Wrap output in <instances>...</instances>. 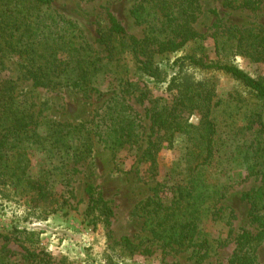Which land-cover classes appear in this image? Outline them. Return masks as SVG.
Instances as JSON below:
<instances>
[{"label":"trees","instance_id":"trees-1","mask_svg":"<svg viewBox=\"0 0 264 264\" xmlns=\"http://www.w3.org/2000/svg\"><path fill=\"white\" fill-rule=\"evenodd\" d=\"M52 2L0 0V72L7 69V59L13 57L18 69L14 82L5 80L0 83V144L7 145L0 147V186L11 189L13 196L26 195L30 211L39 207L52 212L62 210L67 204L65 193L54 190L48 168H43L39 175L31 174L32 157L37 152H44L49 159L59 158L76 165L92 154L93 140L81 124L48 120L44 123L43 137L37 140L34 135L28 136L32 133L35 116L33 102L27 96L29 94L20 89V80L29 81L35 89L55 90L65 86L78 91L98 92L108 74L117 73L118 61L129 57L135 72L159 82L166 74L156 58L182 52L170 64L174 75L166 79L167 90L174 94L172 105L168 109L154 110L150 117L151 126L160 137L148 141L140 163L148 164L152 172L156 154L163 148L171 149L176 135H184L186 143L172 164L168 180L157 183L153 195L142 201L138 210L145 219L144 225L152 241L161 244L163 257L169 253L165 249L175 245L196 248V254H201L200 259L210 257L214 252L213 241L206 237L199 239L200 225L210 217L223 219L231 226L232 211L225 215L229 209L221 205L229 189L224 182L226 171L222 161H227L226 168L235 162L247 171V177L258 179L259 186L241 195V200L249 206L248 217L256 229L239 231L230 262L259 264L257 253L264 243V142L258 140V134L264 135V124L257 121L259 131L247 138L251 126L236 127L235 123L218 119L217 115L224 110L221 100L214 99L213 84L208 79L197 80L193 73L206 71L227 75L261 104H264V81L250 77L234 65L205 60L201 46L205 38L194 27L201 14L200 0H137L130 13L137 25L147 28L142 39L128 36L122 24L107 13L108 26L100 29L97 39L104 46L105 59L97 57L84 31L76 23L52 9ZM263 4L264 0L223 2L228 9L251 11L258 10ZM226 34L224 41L215 39L216 52L229 51L234 56L264 66V27H233ZM189 45L196 50L201 46L202 53H184L182 50ZM120 94L115 89L111 92L97 123H92L113 154L117 149L138 146L142 141L138 115ZM194 113L200 117L197 125L189 122ZM62 178V186L68 187L69 178ZM65 191L72 196V190L65 188ZM95 191L93 184H86L88 208L98 211L108 224L113 211L102 194ZM164 193L170 194L169 202L160 197ZM54 198L62 199L56 201L57 207H52ZM38 235L25 229L14 230L0 234V241L14 240L24 245L21 259L26 264H61V260L56 262L38 247ZM121 241L132 246L128 238ZM140 247L141 244L134 245L144 256L154 254L151 247ZM11 256L0 245V264H13ZM162 262L165 263L164 259Z\"/></svg>","mask_w":264,"mask_h":264},{"label":"rangeland","instance_id":"rangeland-1","mask_svg":"<svg viewBox=\"0 0 264 264\" xmlns=\"http://www.w3.org/2000/svg\"><path fill=\"white\" fill-rule=\"evenodd\" d=\"M136 1L53 0L52 9L65 19L76 23L84 31L97 57L105 59L107 55L104 46L98 43L97 39L100 29L108 26L107 13H111L122 24L128 36L142 39L147 34L146 26L137 25L130 13ZM223 2L224 0H200L201 14L194 27L205 38L201 44L204 51L202 55L207 61L218 60L234 65L250 77L264 81L263 65L241 56H234L229 51L216 52L214 45L215 39L226 40L227 30L233 27H264V4L258 10L251 11L228 9L223 6ZM200 47L196 50L194 46L189 45L182 51L200 55ZM181 54L182 52H179L177 55L156 58L166 74L164 80L159 82L140 76L133 70L131 58L124 57L118 61L117 73L110 72L98 92L78 91L65 86L55 90L35 89L29 81L20 80V89L29 94L27 96L33 102L35 123L32 133H28V136L34 135L35 139L43 137L44 123L48 120L72 125L81 124L93 140L92 154L84 162L73 165L63 159H49L44 152L35 153L30 165L31 174L39 175L43 168H48V177L54 190L65 193L63 194L67 198L66 207L55 212L43 207L30 211L26 195L13 196L11 189L0 186V234L23 229L34 231L39 234L38 247L49 253L56 262L61 260V264H231L234 239L239 231L256 229V225L251 223L248 217L249 206L241 200V195L259 186V180L247 177V171L239 168L237 163L232 162L226 168L227 161H222L223 170L226 171V175H223L224 182L228 184L229 189L221 205L229 209L225 215L232 211L231 226L229 227L223 219L213 220L210 217L200 225L199 239L206 237L213 241L214 252L210 257L200 259L201 254H196V248H179L176 245L165 249L169 253L163 257L161 244L152 241L151 234L144 225L145 219L138 210L139 204L153 195L154 186L168 180L172 164L186 143L184 135H176L171 149H161L156 154L155 172H151L148 164L140 163L148 141H155L160 137V133L152 128L150 117L154 110L162 107L168 109L172 105L174 94L167 90L166 79L174 75L170 64ZM15 61V57L7 59V69L0 72V83L5 80L15 81L18 76ZM193 74L197 80L208 79L213 84L214 99L221 100L224 110L219 112L218 119L235 123L236 127L251 126L252 130L247 134V138L249 134L259 131L256 122L260 120L264 124V104L256 101L245 87L222 73L196 71ZM114 89L116 93L122 92V98L127 100L138 115L137 121L142 125V141L138 146L117 149L113 154L109 144L102 134L99 135L92 123H97L98 116ZM199 118V114L194 113L189 122L197 125ZM258 135V140L264 142V135ZM0 147L7 145L0 144ZM72 168L76 170L73 171ZM62 176L69 178V186L65 188L72 190V196L66 194L61 182ZM88 183L96 187L95 193L100 192L113 211V216L107 220L108 224L98 211L89 209V199L85 193ZM160 197L164 202L170 201L168 193ZM61 200L54 198L52 207H57L56 201ZM122 238H128L132 246H126L121 241ZM217 243L219 246L216 247ZM137 244H141L140 249L151 247L154 254H140L134 248ZM0 245H3L6 253L12 255L13 264H26L21 259L24 255V245L14 240L0 241ZM257 254L258 263L264 264V243L259 247Z\"/></svg>","mask_w":264,"mask_h":264}]
</instances>
